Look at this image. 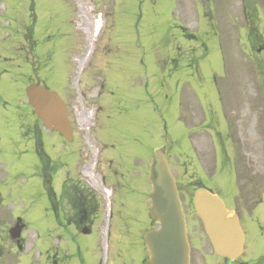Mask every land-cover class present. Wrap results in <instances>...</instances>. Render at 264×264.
I'll list each match as a JSON object with an SVG mask.
<instances>
[{
	"label": "rangeland",
	"instance_id": "374dc122",
	"mask_svg": "<svg viewBox=\"0 0 264 264\" xmlns=\"http://www.w3.org/2000/svg\"><path fill=\"white\" fill-rule=\"evenodd\" d=\"M34 2L36 36H40L32 51L25 38L31 0H0V243L5 247L0 264H43L44 252L41 259L36 253L47 247L45 168L30 142L32 133L31 139L22 133L23 126L27 133V126L37 122L40 154L49 158L46 169L56 171L57 194L64 184H68L67 192L76 186L91 188L93 204L99 203L100 231L79 238L82 264L141 263L146 254L140 243L141 228L144 222L150 224L148 195L152 187L147 174L152 150L167 143L189 223L191 262L224 264L212 250L188 194L192 182L209 170L211 157L206 156L205 138L196 136L200 152L190 167L184 162L185 153L178 159L173 141L176 138L185 147L188 130L175 121L182 106L192 104L205 110L209 103L219 102L222 87L227 104L237 103L243 91H248L246 96L255 93L260 97L259 122L254 120L259 129L258 180L259 185L264 184V52L250 50L242 0ZM258 9L264 33V0ZM98 19L103 25L97 34ZM209 26H223V56L222 35L213 30L209 33ZM91 42L98 48L90 61ZM36 80L57 90L68 103L76 136L73 143L44 130L36 120L25 95V86ZM225 111L229 115L231 110ZM95 155L101 161L99 168ZM240 168L244 169L242 164L234 171ZM205 176L212 178L213 174ZM213 178L206 185L217 190L225 186L228 206L241 213L246 249L239 262L264 264V203L254 207L239 201V206L232 200L234 182L228 177L223 181ZM111 200L113 216L109 219ZM18 217L26 224L24 249H18L10 238ZM52 238L55 243L57 239Z\"/></svg>",
	"mask_w": 264,
	"mask_h": 264
},
{
	"label": "water",
	"instance_id": "95a60500",
	"mask_svg": "<svg viewBox=\"0 0 264 264\" xmlns=\"http://www.w3.org/2000/svg\"><path fill=\"white\" fill-rule=\"evenodd\" d=\"M248 8H255L256 0H244ZM29 100L47 128L60 131L72 139L67 107L58 92L39 84L27 88ZM149 182L150 218L158 227L147 230L143 236L150 257L148 264H189L190 247L185 215L163 148H155ZM194 205L211 239L215 252L234 261L243 252L244 234L234 211L225 208L223 201L207 189L199 188ZM22 226L12 230V237L20 236Z\"/></svg>",
	"mask_w": 264,
	"mask_h": 264
},
{
	"label": "flooded vegetation",
	"instance_id": "af4514ba",
	"mask_svg": "<svg viewBox=\"0 0 264 264\" xmlns=\"http://www.w3.org/2000/svg\"><path fill=\"white\" fill-rule=\"evenodd\" d=\"M194 109V108H191ZM256 108L248 107L247 112H243L244 118L238 119L241 120V124L239 126L242 127V130L238 131L240 138L238 142L240 143L243 153H248L251 157H255L257 153L258 140H257V132L254 125V116L256 115ZM204 117H201L199 113L193 110L190 113V122L193 127L198 125L201 126L202 129L206 131L212 130L216 135H218L219 148L221 151V163L223 167V153H227L226 142L223 141V99L220 102V107L217 109H213V111L208 114H203ZM248 131L250 133H248ZM248 134L249 138H248ZM197 135V134H196ZM235 141V139H232ZM226 146V149H225ZM237 150V151H238ZM248 167L254 166V160L249 159ZM240 177L245 182H242V185H239L235 190V200L242 201L248 205H256L262 199H260L261 189L258 184V174L255 171L247 170L245 174H234ZM54 174H45V186L47 191V197L50 204V212L51 210L55 212L54 217L60 220L63 224L64 234L68 235L70 233L73 234V231H68V227H72L75 231L74 233L82 234H93L95 232L94 223L96 221L97 216L94 217L92 214V208L85 206L83 204V199L85 196L78 189H73L72 193L67 192L65 189L60 194H55L52 191V184L54 181ZM226 179V174H223V180ZM197 181H193L192 184H196ZM67 185L64 184L63 188ZM264 186V185H262ZM225 186H223V195ZM258 191L257 195H254V192ZM72 194L76 195V200ZM86 232V233H85ZM49 234H52L51 228H49ZM70 234V239L72 245H76L77 254H73V248L71 243L67 242L62 247H58L53 249L52 246H49L46 254H45V264H82L83 258L81 257L80 248L81 244L79 240L75 236ZM82 261V262H80ZM140 264H146L142 262Z\"/></svg>",
	"mask_w": 264,
	"mask_h": 264
},
{
	"label": "bare ground",
	"instance_id": "6f19581e",
	"mask_svg": "<svg viewBox=\"0 0 264 264\" xmlns=\"http://www.w3.org/2000/svg\"><path fill=\"white\" fill-rule=\"evenodd\" d=\"M101 26H102V21L99 19V20L97 21V24H96L95 30H99V29L101 28ZM106 191H107V193H108V190H106Z\"/></svg>",
	"mask_w": 264,
	"mask_h": 264
}]
</instances>
